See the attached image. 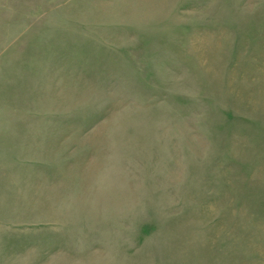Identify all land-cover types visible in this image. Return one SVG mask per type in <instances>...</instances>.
<instances>
[{
    "label": "rangeland",
    "instance_id": "obj_1",
    "mask_svg": "<svg viewBox=\"0 0 264 264\" xmlns=\"http://www.w3.org/2000/svg\"><path fill=\"white\" fill-rule=\"evenodd\" d=\"M0 264H264V0H0Z\"/></svg>",
    "mask_w": 264,
    "mask_h": 264
}]
</instances>
